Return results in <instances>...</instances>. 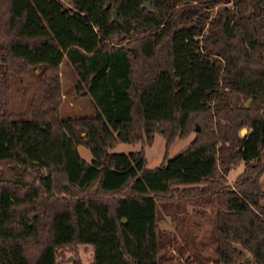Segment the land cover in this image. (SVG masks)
<instances>
[{
  "label": "trees",
  "instance_id": "16d2710c",
  "mask_svg": "<svg viewBox=\"0 0 264 264\" xmlns=\"http://www.w3.org/2000/svg\"><path fill=\"white\" fill-rule=\"evenodd\" d=\"M143 1L0 0V264H81L79 245L90 264H264V0ZM63 60L84 115L60 116ZM29 70L30 117L11 118Z\"/></svg>",
  "mask_w": 264,
  "mask_h": 264
},
{
  "label": "rangeland",
  "instance_id": "374dc122",
  "mask_svg": "<svg viewBox=\"0 0 264 264\" xmlns=\"http://www.w3.org/2000/svg\"><path fill=\"white\" fill-rule=\"evenodd\" d=\"M66 2V0H63ZM145 1V0H144ZM112 12V11H111ZM112 14V13H111ZM60 76H61V103L59 106L60 116L67 117V115L77 116V115H84L88 113V105H87V97L86 95H81L78 90H74L73 81L75 79V75L72 72L70 65L62 61L59 66ZM11 118L15 117H24L29 118V102L32 97V89H33V81L35 79V72L33 70H29L24 75H14L11 76ZM197 125V124H196ZM193 131L190 132L183 137L176 136L172 139V143L167 148L168 155H172L173 152L177 151L178 149L184 147L192 136ZM142 146V143L138 142H125L117 140L115 145L109 148L111 151L115 152H128L133 150H138V148ZM76 148L78 151L79 156L82 159L90 158L91 154L87 147H84L81 144H76ZM144 157L146 161V167L152 168L155 167L161 160V156L164 151V143L163 137L157 131L153 134V138L151 144H144L143 145ZM241 166L240 164L237 166L232 167L227 173L228 181H232L236 174L240 171ZM260 188L264 191V172L261 174V178L259 180ZM260 203L264 205V197L260 200ZM164 217V216H163ZM163 219V218H162ZM162 219L158 221L159 223L162 222ZM164 226V224H160L159 227ZM203 229L198 228V230L194 229L197 236L194 237L195 241L200 244V252L202 255L207 256L211 254V246H209V238L206 236L205 226H202ZM78 251V255L80 258L81 264H90L91 263V249L89 246L86 245H79L76 249ZM187 248H184L186 251ZM73 251L65 250L64 257L59 258L57 264H68L73 259Z\"/></svg>",
  "mask_w": 264,
  "mask_h": 264
},
{
  "label": "water",
  "instance_id": "95a60500",
  "mask_svg": "<svg viewBox=\"0 0 264 264\" xmlns=\"http://www.w3.org/2000/svg\"><path fill=\"white\" fill-rule=\"evenodd\" d=\"M142 4L145 5L146 7H149L148 0L143 1ZM105 5L108 6V1H106ZM111 13H112V19H115L116 18V10L112 9ZM195 128L197 129L198 126L196 125ZM245 130H246V127L242 126V128H240V130H239V135L242 136V134L245 132Z\"/></svg>",
  "mask_w": 264,
  "mask_h": 264
},
{
  "label": "crops",
  "instance_id": "0c3cea01",
  "mask_svg": "<svg viewBox=\"0 0 264 264\" xmlns=\"http://www.w3.org/2000/svg\"><path fill=\"white\" fill-rule=\"evenodd\" d=\"M240 166L242 167V165L240 164ZM241 170V169H240ZM228 173V172H227ZM239 173V172H238ZM227 175V174H226ZM228 180V179H227ZM230 182V181H229ZM160 224H164V226H161L160 228H164V229H168V230H171V222H170V219L166 216L163 217L162 219V222L159 223Z\"/></svg>",
  "mask_w": 264,
  "mask_h": 264
}]
</instances>
